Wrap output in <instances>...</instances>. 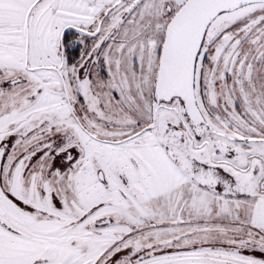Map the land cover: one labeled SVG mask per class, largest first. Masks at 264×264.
Segmentation results:
<instances>
[{"label":"snow or ice","instance_id":"6c2138e0","mask_svg":"<svg viewBox=\"0 0 264 264\" xmlns=\"http://www.w3.org/2000/svg\"><path fill=\"white\" fill-rule=\"evenodd\" d=\"M0 264H264V0H0Z\"/></svg>","mask_w":264,"mask_h":264}]
</instances>
